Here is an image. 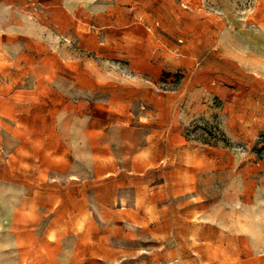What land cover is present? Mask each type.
I'll return each mask as SVG.
<instances>
[{
    "label": "rangeland",
    "instance_id": "rangeland-1",
    "mask_svg": "<svg viewBox=\"0 0 264 264\" xmlns=\"http://www.w3.org/2000/svg\"><path fill=\"white\" fill-rule=\"evenodd\" d=\"M0 264H264V0H0Z\"/></svg>",
    "mask_w": 264,
    "mask_h": 264
}]
</instances>
